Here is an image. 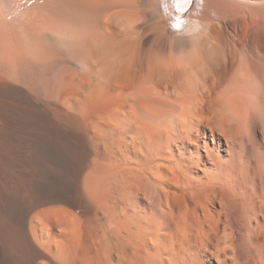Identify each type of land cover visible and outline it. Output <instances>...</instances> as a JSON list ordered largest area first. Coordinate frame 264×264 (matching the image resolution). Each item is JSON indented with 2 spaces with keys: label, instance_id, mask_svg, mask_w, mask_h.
<instances>
[{
  "label": "bare ground",
  "instance_id": "bare-ground-1",
  "mask_svg": "<svg viewBox=\"0 0 264 264\" xmlns=\"http://www.w3.org/2000/svg\"><path fill=\"white\" fill-rule=\"evenodd\" d=\"M182 2L0 0V264H264V0Z\"/></svg>",
  "mask_w": 264,
  "mask_h": 264
},
{
  "label": "snow or ice",
  "instance_id": "snow-or-ice-1",
  "mask_svg": "<svg viewBox=\"0 0 264 264\" xmlns=\"http://www.w3.org/2000/svg\"><path fill=\"white\" fill-rule=\"evenodd\" d=\"M172 6L174 8H176L177 10L179 11H183L184 9L181 7L180 3H179V0H170ZM185 2L187 3L188 0H185ZM176 27H179V24L175 25Z\"/></svg>",
  "mask_w": 264,
  "mask_h": 264
}]
</instances>
